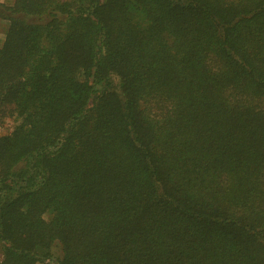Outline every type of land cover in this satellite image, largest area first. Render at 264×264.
<instances>
[{"label":"trees","instance_id":"16d2710c","mask_svg":"<svg viewBox=\"0 0 264 264\" xmlns=\"http://www.w3.org/2000/svg\"><path fill=\"white\" fill-rule=\"evenodd\" d=\"M0 19V264H264V0Z\"/></svg>","mask_w":264,"mask_h":264},{"label":"rangeland","instance_id":"374dc122","mask_svg":"<svg viewBox=\"0 0 264 264\" xmlns=\"http://www.w3.org/2000/svg\"><path fill=\"white\" fill-rule=\"evenodd\" d=\"M13 0H0V3H4L6 5H9L12 3ZM7 22L4 21L3 19H0V42L1 39L3 38V34L5 32V27H6ZM13 127V122L10 120L4 121L0 125V135L7 133L11 128Z\"/></svg>","mask_w":264,"mask_h":264}]
</instances>
